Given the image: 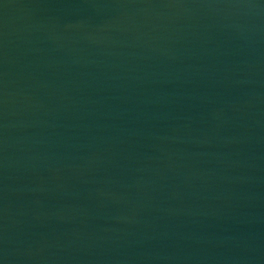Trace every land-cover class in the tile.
<instances>
[{
	"label": "water",
	"instance_id": "1",
	"mask_svg": "<svg viewBox=\"0 0 264 264\" xmlns=\"http://www.w3.org/2000/svg\"><path fill=\"white\" fill-rule=\"evenodd\" d=\"M0 264H264V0H0Z\"/></svg>",
	"mask_w": 264,
	"mask_h": 264
}]
</instances>
